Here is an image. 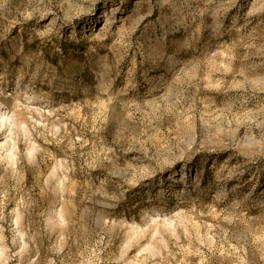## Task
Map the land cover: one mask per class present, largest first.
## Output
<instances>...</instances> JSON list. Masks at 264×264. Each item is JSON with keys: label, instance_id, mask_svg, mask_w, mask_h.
<instances>
[{"label": "rangeland", "instance_id": "rangeland-1", "mask_svg": "<svg viewBox=\"0 0 264 264\" xmlns=\"http://www.w3.org/2000/svg\"><path fill=\"white\" fill-rule=\"evenodd\" d=\"M0 264H264V0H0Z\"/></svg>", "mask_w": 264, "mask_h": 264}]
</instances>
